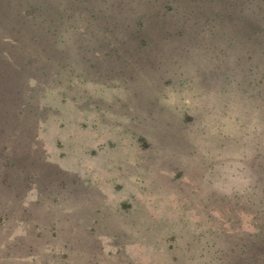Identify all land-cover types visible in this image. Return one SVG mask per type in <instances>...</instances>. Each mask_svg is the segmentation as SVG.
I'll use <instances>...</instances> for the list:
<instances>
[{
    "label": "rangeland",
    "instance_id": "1",
    "mask_svg": "<svg viewBox=\"0 0 264 264\" xmlns=\"http://www.w3.org/2000/svg\"><path fill=\"white\" fill-rule=\"evenodd\" d=\"M32 1V26L0 1L6 84L21 89L5 121L0 101V146L28 151V170L68 173L63 222L95 226L102 248H49L33 228L51 223L35 213L47 181L0 178V264H207L263 228L244 155L264 148V102L247 87L242 21L218 13L225 0Z\"/></svg>",
    "mask_w": 264,
    "mask_h": 264
},
{
    "label": "trees",
    "instance_id": "2",
    "mask_svg": "<svg viewBox=\"0 0 264 264\" xmlns=\"http://www.w3.org/2000/svg\"><path fill=\"white\" fill-rule=\"evenodd\" d=\"M0 1H3L5 6L15 10L14 15L19 17L21 24H35L34 18H30L29 20L22 19L21 10L24 9L23 7L25 4H27L25 9L27 12L26 14H32L35 11L41 13L42 11V8L32 0H19L17 4L16 0ZM220 1L222 2V0ZM223 3V7L218 13L222 14L223 9H225L227 13V18L225 19L227 21V26L236 25L238 19L242 21V26H244V64H249L248 71L251 75L247 87L251 96L255 97L256 94V97L264 102V85L262 84L264 83V0H225ZM15 31L21 32L20 25H17ZM36 38L37 37H34V39ZM5 59L4 54H0V101L5 106L2 113L4 121L6 120L5 112L8 113L11 105L8 103V100H10L13 95L15 97V95L21 91L19 88L13 90L7 86L6 82L10 76V72L4 67ZM10 61H8L7 64H9ZM249 74H247V76H249ZM11 91H15L14 94H12ZM22 109L23 108L20 107L18 111H23ZM28 111L30 112L32 109L28 108ZM35 113L36 112H33V114ZM1 119L2 117L0 115V121ZM260 132L263 133V131ZM16 146L17 145L10 140L8 144L5 143L3 147L0 146V178L2 185H4V187L10 186L14 190L16 186L22 185L23 175L25 179H31V181L34 179L39 181L37 179L40 176L45 179L44 181H47L42 186L39 185L40 182H35L37 188L35 204L40 205V208H36L35 213H38L39 216L42 215L44 219L50 218L51 223L46 226L39 224L41 222L34 223L33 228L34 230L37 229V231L35 230V236L42 238L43 232H45V234L47 233L46 243L51 249H53V245H58V250L65 251V253H74L79 256L84 254L88 255L89 253H91L92 256L98 254L97 251L101 250L102 245L95 234V226L84 225L78 222L77 219L73 222L66 219L68 223L63 222V217H69L67 212L63 210L66 206H64V204L62 205L60 196L68 188L65 182L60 180L58 176H69V174L56 170L58 168L56 167L55 169L54 165L51 166L50 170L46 169L45 171L40 169L42 164H40V167H37L36 170H28L31 163L25 158V153H28V151L23 154L22 159L20 147ZM4 150H8L6 154L3 153ZM19 164L22 165L19 166ZM7 170H12L14 175H9ZM244 177L251 179L254 184L253 186L259 188V191L255 193L262 198H248V209L250 211L255 210L254 214H251V212H248V214H250L252 219L255 217L256 220L260 221L259 223L263 228H260L257 232L252 230L251 233L241 236L233 242V245H235L233 247H226L222 244L220 248H218L217 256L213 258V261L211 263H209V261L204 263L264 264V148L260 144L255 146L252 158H248L244 155ZM71 181L81 186L77 178L73 177ZM28 187L29 185L27 184L23 188V197L26 196ZM39 187L41 190H39ZM51 187H54V190H50ZM43 189L46 191L45 196L43 193L40 194V191H43ZM23 210L26 211L28 209L24 208ZM2 217L8 218L6 212L0 210V218ZM18 217L24 219L23 215H19ZM13 219H16V217L14 216ZM253 224L254 223H252V226L255 227Z\"/></svg>",
    "mask_w": 264,
    "mask_h": 264
}]
</instances>
